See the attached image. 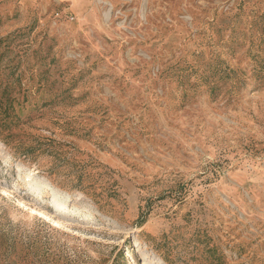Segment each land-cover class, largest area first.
<instances>
[{
	"label": "rangeland",
	"instance_id": "obj_1",
	"mask_svg": "<svg viewBox=\"0 0 264 264\" xmlns=\"http://www.w3.org/2000/svg\"><path fill=\"white\" fill-rule=\"evenodd\" d=\"M0 264H264V0H0Z\"/></svg>",
	"mask_w": 264,
	"mask_h": 264
},
{
	"label": "bare ground",
	"instance_id": "obj_2",
	"mask_svg": "<svg viewBox=\"0 0 264 264\" xmlns=\"http://www.w3.org/2000/svg\"><path fill=\"white\" fill-rule=\"evenodd\" d=\"M48 190H51V193H52V196H53V198H55V200H56V197H57V194L56 193H53V189L52 188H50V186H48ZM29 193H34V194H36V192L33 190V188L32 189H30L29 190ZM55 204V203H54ZM58 204V203H57ZM57 204H55V207H56V209H54L55 211H59V208L57 207ZM63 210V209H62ZM61 211V210H60Z\"/></svg>",
	"mask_w": 264,
	"mask_h": 264
}]
</instances>
